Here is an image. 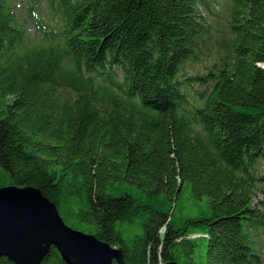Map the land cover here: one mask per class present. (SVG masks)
<instances>
[{
  "label": "trees",
  "instance_id": "obj_1",
  "mask_svg": "<svg viewBox=\"0 0 264 264\" xmlns=\"http://www.w3.org/2000/svg\"><path fill=\"white\" fill-rule=\"evenodd\" d=\"M20 16L0 0V188L40 189L127 264H264V0Z\"/></svg>",
  "mask_w": 264,
  "mask_h": 264
},
{
  "label": "water",
  "instance_id": "obj_2",
  "mask_svg": "<svg viewBox=\"0 0 264 264\" xmlns=\"http://www.w3.org/2000/svg\"><path fill=\"white\" fill-rule=\"evenodd\" d=\"M52 247L67 264H127L121 247L67 224L40 189L1 187L0 257L15 264H41Z\"/></svg>",
  "mask_w": 264,
  "mask_h": 264
},
{
  "label": "rangeland",
  "instance_id": "obj_3",
  "mask_svg": "<svg viewBox=\"0 0 264 264\" xmlns=\"http://www.w3.org/2000/svg\"><path fill=\"white\" fill-rule=\"evenodd\" d=\"M15 3H16V6L18 8V12L19 14H21V18H24L25 17V14L28 12L29 10V7L31 5V0H14ZM223 7H221L219 4L217 5L216 9L217 10H221ZM27 21H25V23H27ZM29 23V22H28ZM30 29H34L32 26ZM262 199V195L259 194V193H256V195L254 196V203H257L258 200Z\"/></svg>",
  "mask_w": 264,
  "mask_h": 264
},
{
  "label": "bare ground",
  "instance_id": "obj_4",
  "mask_svg": "<svg viewBox=\"0 0 264 264\" xmlns=\"http://www.w3.org/2000/svg\"><path fill=\"white\" fill-rule=\"evenodd\" d=\"M264 65V64H263Z\"/></svg>",
  "mask_w": 264,
  "mask_h": 264
}]
</instances>
